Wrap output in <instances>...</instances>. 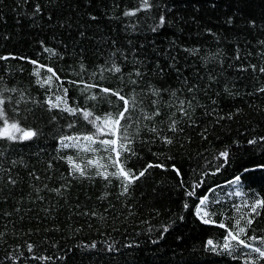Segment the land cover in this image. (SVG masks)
<instances>
[{
    "label": "trees",
    "instance_id": "trees-1",
    "mask_svg": "<svg viewBox=\"0 0 264 264\" xmlns=\"http://www.w3.org/2000/svg\"><path fill=\"white\" fill-rule=\"evenodd\" d=\"M262 68L264 0H0V264H264Z\"/></svg>",
    "mask_w": 264,
    "mask_h": 264
},
{
    "label": "snow or ice",
    "instance_id": "snow-or-ice-1",
    "mask_svg": "<svg viewBox=\"0 0 264 264\" xmlns=\"http://www.w3.org/2000/svg\"><path fill=\"white\" fill-rule=\"evenodd\" d=\"M37 11H39V8H37ZM164 22H165V21H164V17L162 16V17H161V24H163ZM153 30H155V29H153ZM48 71H49V72H52V69L49 68ZM115 71L119 72L120 69H119V68H116ZM261 71L264 72V68H262ZM53 75H55V73H53ZM12 91H14V89H13ZM103 91H104L105 93H109L111 90H109V89H103ZM260 91H264V89H260ZM111 94H112V95H115V96H118V98H119L120 100L123 101L125 107H124V110L121 111V112L119 113L118 118H117V117H114L111 113H109V114L107 115V117L105 118V123L107 124L108 122H111V123H114V124H116L117 126H119L121 120L127 119V113H128V111H129V110H128V104H129V101H128L127 99H125V97L120 96L119 93H117V92H111ZM93 98H95V97H93ZM3 103H4V101H3V100H0V104H3ZM65 110H66V111H69V112H73V111H74L73 109H65ZM3 115H4L3 110L0 109V117H2ZM91 115H92V114H91L90 112H85V113H84V116H85L86 119L89 118ZM146 118H149V119H150L151 116H147ZM99 120H100L99 117H97L95 120H89V122L92 123L93 126L96 127V128L98 129V131H100V125L97 123V121H99ZM9 127H10L11 129H15L16 131H20V129L18 128L17 124L12 123L11 125H8L7 121L5 120V128H4L2 131H0V136L6 137V138L9 139V140L17 139L18 137H16V136H14V135H12V134L9 133V130H8ZM153 130L155 131V129H153ZM172 130H173V131L176 130V129H175V122H173ZM101 134H103V132H101ZM34 135H36V133L31 132V131L24 132V134H23V139H30V138H32ZM65 139H71V138H67V137H66ZM84 139L87 140V141H91L92 143H95V142H96L93 136H85ZM124 139H127V137H124ZM166 142H167V143H171V140L166 138ZM254 142H255V141H249L250 144H251V143H254ZM100 143L104 144L105 146H109V145H114V144H116V141H115V140H101ZM65 146L67 147L68 145H65ZM120 148H123L125 151H130V149L125 148V146H124L123 144L120 145ZM86 150L94 151V149H91V147L87 148ZM106 150H108V151H116L117 158H119V156H120V152H119L118 150H116V149H112V148H107V147H106ZM221 156L227 158L228 153H227V152L221 153ZM68 159H69V163L71 164V163H72V159H71L70 157H69ZM118 162H119V161H118V159H117V161H113V164L115 165V164L118 163ZM89 163H92V162L90 161ZM151 166H152V165H149V167H151ZM73 170H74V171H79L81 175H84V172H83V170L80 168L79 165H73ZM146 171H147V169H145L144 171H141V172L139 173V176H135V175H133L132 173L126 171V170L121 166L120 169H119V171H118L117 173H111L110 175L118 176V178H122L123 180L127 181L128 184H130V183H132L133 180H135V179H139L140 177L144 176ZM98 174H100V175H104L103 172H98ZM177 174H178V175L180 174L178 170H177ZM105 178L107 179V176H105ZM235 180H236V182L238 183V182L240 181V177L237 176V177L235 178ZM125 191H127V184H125ZM188 195H190V196H191V195H194V192H189ZM206 199H207L206 197L203 198V199H201V200H200V205H204ZM262 205H264V201H257L256 204L252 206V210L255 212L256 207H257V206H262ZM185 207L187 208L188 205L185 204ZM201 211H203V209H202L201 207L198 206V208H197V215H199ZM207 215H208V213H207V212H204V216H207ZM202 219H203V217H202ZM203 222H204V223H208L209 221H208L207 219H204ZM239 223H240L239 220L236 221L237 226H239ZM251 223H252V220L249 219V220H248V224L251 225ZM219 226L222 227V228L225 227L224 224H220ZM167 230H168L167 227H165V228H164V231L166 232ZM244 232H245V229H244V228H242V227L239 228V233H240V234H243ZM229 237H230L232 240H238V242L241 243V244H244L245 247H251L250 245L245 244L243 240H239V239H238V235H234L232 231H228V237L225 238L226 241L228 240ZM250 239H256V238H255V237H251ZM261 242L264 243V240H262ZM208 243L211 245V244H212V241L210 240V241H208ZM92 247H95V244H93ZM29 248L31 249V246H29ZM224 248H225V249H229V248H231V244L228 243V242H226L225 245H224ZM251 250L254 251V252H256V253H258L260 258H264V249H261V248L257 247V248H252Z\"/></svg>",
    "mask_w": 264,
    "mask_h": 264
}]
</instances>
